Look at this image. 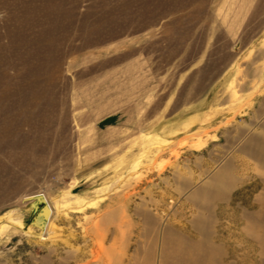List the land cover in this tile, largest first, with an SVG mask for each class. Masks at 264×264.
Listing matches in <instances>:
<instances>
[{"label": "rangeland", "instance_id": "374dc122", "mask_svg": "<svg viewBox=\"0 0 264 264\" xmlns=\"http://www.w3.org/2000/svg\"><path fill=\"white\" fill-rule=\"evenodd\" d=\"M256 137L264 0H0V264H134L138 247L158 264L145 211L195 241L215 216L225 264H263ZM227 163L203 213L192 199ZM40 193L46 240L25 199Z\"/></svg>", "mask_w": 264, "mask_h": 264}, {"label": "bare ground", "instance_id": "6f19581e", "mask_svg": "<svg viewBox=\"0 0 264 264\" xmlns=\"http://www.w3.org/2000/svg\"><path fill=\"white\" fill-rule=\"evenodd\" d=\"M102 41L103 40L101 39L91 40L90 42H87V46L91 47L94 44L96 45L102 43ZM251 141L252 143L250 146V150L248 151L252 153L251 156L256 161L264 165V138L261 139L259 137H256L253 140L251 139ZM226 165L227 166L223 167L218 172V174L212 178V184L209 187H207L204 191L201 189L197 192V195H199L198 198H200L201 196L202 200H196L195 198L192 199L193 203L197 207H199V209L201 208L200 210L204 211L203 213L208 212L211 214L212 205H215V203L222 202L223 200H225V191H227V189H230V185H233V178L228 173L229 169L233 168V163H227ZM34 195L26 196L25 199H33ZM43 195L46 197L52 209V215L48 222V225L44 231H41L42 235L44 236H42V240H46V236L49 233V229L52 225V219L55 212L51 203L48 200V197L45 194ZM143 217L144 227L141 230L142 236L150 239V242L147 246L151 248L157 239V242L160 245L159 255L157 256L158 260L156 259L158 261V264H225L223 259L227 253H224L219 246H216L213 240L214 234L210 232L211 227L214 226L216 222H214L213 219L217 220V218H213L215 216H210V218L198 217L200 219L193 222L194 229L202 237V239L196 241L185 235V232L183 231L182 227L180 229L172 228L171 225L168 226L167 224V226L165 225V227H162L163 223L159 219H156L152 214L147 213L146 211L143 213ZM248 218L253 227H260L264 232V213L252 214L249 215ZM158 228H161L162 230L161 234L159 232L160 236H157L156 234ZM262 242H264V236L262 238ZM142 249V247H138L135 256L132 258L135 262L134 264H144V261L142 262V256L145 258L143 259L145 261L151 260L154 252L152 253L149 250L142 252Z\"/></svg>", "mask_w": 264, "mask_h": 264}, {"label": "water", "instance_id": "95a60500", "mask_svg": "<svg viewBox=\"0 0 264 264\" xmlns=\"http://www.w3.org/2000/svg\"><path fill=\"white\" fill-rule=\"evenodd\" d=\"M30 208L34 214L30 225L44 231L52 215V209L46 197L43 194L34 195Z\"/></svg>", "mask_w": 264, "mask_h": 264}]
</instances>
